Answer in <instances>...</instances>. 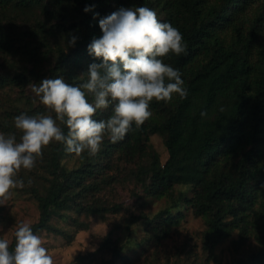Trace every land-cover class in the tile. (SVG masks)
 <instances>
[{
	"label": "trees",
	"instance_id": "1",
	"mask_svg": "<svg viewBox=\"0 0 264 264\" xmlns=\"http://www.w3.org/2000/svg\"><path fill=\"white\" fill-rule=\"evenodd\" d=\"M141 6L154 10L161 22L171 23L182 34L186 52L163 59L181 73L187 98L173 94L169 102L153 101L150 110L155 115L139 129L133 125L122 141L112 143L105 135L96 155L85 151L77 156L58 143L50 157L47 187L32 190L40 217L30 226L34 234L49 228L54 208L72 206L99 215L118 212L119 204L89 205L85 199L100 190L96 180L113 158L148 155L150 136L159 133L165 137L169 157L163 163L154 155L148 169L140 166L139 173L150 176L145 189L162 195L177 184H193L191 202L207 224L205 248L212 253L238 230L240 243L255 236L260 248L234 264H264V0H0V17L11 11L31 13L34 35L49 53H57L48 79L63 78L75 86L87 80L90 64L102 62L88 51L92 40L102 36L100 19L121 8ZM86 7L90 11L85 12ZM72 36L76 43L68 46ZM14 47L0 21V50L11 53ZM31 59L37 65L50 57L40 56L34 48ZM31 77L44 80L34 68L30 75L13 79L0 75V89L8 83L24 88ZM88 99L92 102L93 97ZM111 114V107L98 110L95 119L106 120ZM62 128L67 133L66 125ZM65 154L76 156L78 163L62 164ZM257 204V217L250 219L249 210ZM112 246L113 257L99 264L125 259L117 242Z\"/></svg>",
	"mask_w": 264,
	"mask_h": 264
},
{
	"label": "rangeland",
	"instance_id": "2",
	"mask_svg": "<svg viewBox=\"0 0 264 264\" xmlns=\"http://www.w3.org/2000/svg\"><path fill=\"white\" fill-rule=\"evenodd\" d=\"M31 13L11 11L1 15L0 21L6 24L7 32L13 38V52L0 50V75L13 79L20 74L30 75L34 68L41 72L43 79L48 78L49 69L54 65L57 53H49L48 47L34 35L31 29ZM55 43L52 47L55 48ZM36 48L40 56L49 54L50 60L42 63L31 59ZM39 84L35 77L30 78L24 88L8 83L0 89V132L20 133L14 127V118L20 114L29 116L53 115L40 103L31 91L30 84ZM152 116L155 115L153 111ZM62 127V125H61ZM59 142L53 141L44 148L42 158L29 172L21 170L18 178L24 187L12 191L11 198L0 205V238L14 240V233L20 223L34 224L39 220V201L32 193L34 188L45 190L50 176L49 163L53 149ZM148 155L124 160L115 157L110 168L96 180L100 190L89 194L85 203L96 206H121L118 212L104 215L78 212L75 207L54 208L49 228L37 233L44 246L53 254L55 264H99L110 259L112 245L117 242L124 260L116 264H234L248 258L260 248L255 236L246 243H240L239 231L222 241L211 253L204 246V233L207 224L202 216L195 213L193 184H177L167 194L156 195L145 188L150 176L139 173L140 166L150 167L154 155L161 162L168 157L165 137L155 133L150 136ZM62 164L72 167L78 163L76 156L61 155ZM259 205L249 210V218L254 219ZM175 217L176 221L168 219ZM86 259L78 258L90 255Z\"/></svg>",
	"mask_w": 264,
	"mask_h": 264
},
{
	"label": "clouds",
	"instance_id": "3",
	"mask_svg": "<svg viewBox=\"0 0 264 264\" xmlns=\"http://www.w3.org/2000/svg\"><path fill=\"white\" fill-rule=\"evenodd\" d=\"M99 27L102 36L92 40L88 51L102 62L89 65L85 82L74 86L63 78H45L29 85L55 118L22 113L14 118L19 139L14 133L0 132V205L11 198L14 189L24 187L19 173L22 169L30 172L53 141L77 156L85 151L96 155L105 135L117 143L133 125L139 129L150 119L153 101L169 102L173 94L187 98L181 73L163 59L170 53L180 56L186 52L176 27L161 22L157 13L145 6L121 8L100 19ZM76 40L72 36L68 46H74ZM110 107L112 114L106 120L95 119L98 110ZM61 125H66L67 133ZM0 264H55V260L32 227L20 223L14 247L10 248L8 239L0 238Z\"/></svg>",
	"mask_w": 264,
	"mask_h": 264
}]
</instances>
